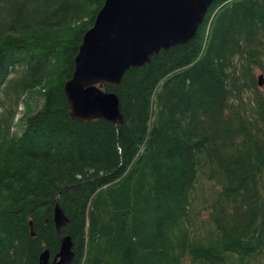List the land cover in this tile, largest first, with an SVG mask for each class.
Segmentation results:
<instances>
[{
	"label": "trees",
	"instance_id": "trees-1",
	"mask_svg": "<svg viewBox=\"0 0 264 264\" xmlns=\"http://www.w3.org/2000/svg\"><path fill=\"white\" fill-rule=\"evenodd\" d=\"M103 1L0 0V264L52 258L57 205L70 264H264V0L100 84L118 125L62 91Z\"/></svg>",
	"mask_w": 264,
	"mask_h": 264
},
{
	"label": "water",
	"instance_id": "water-1",
	"mask_svg": "<svg viewBox=\"0 0 264 264\" xmlns=\"http://www.w3.org/2000/svg\"><path fill=\"white\" fill-rule=\"evenodd\" d=\"M213 1L104 0L91 27L82 35L71 76L62 87L70 117L120 124L117 97L101 91L99 85H117L129 68L148 64L159 51L191 40ZM263 85L259 75L257 86ZM52 224L58 249L51 259L48 250L43 249L37 264H70L72 241L61 232L67 218L56 206ZM28 225L29 235L33 236L31 223Z\"/></svg>",
	"mask_w": 264,
	"mask_h": 264
},
{
	"label": "rangeland",
	"instance_id": "rangeland-1",
	"mask_svg": "<svg viewBox=\"0 0 264 264\" xmlns=\"http://www.w3.org/2000/svg\"><path fill=\"white\" fill-rule=\"evenodd\" d=\"M21 111H22V110H21V107L19 106V108H18V114H19V115H20ZM17 116H18V115H17ZM17 116H16V117H17ZM56 237H57V236H56Z\"/></svg>",
	"mask_w": 264,
	"mask_h": 264
},
{
	"label": "bare ground",
	"instance_id": "bare-ground-1",
	"mask_svg": "<svg viewBox=\"0 0 264 264\" xmlns=\"http://www.w3.org/2000/svg\"><path fill=\"white\" fill-rule=\"evenodd\" d=\"M56 207H58L60 209V207L57 205ZM55 208V207H54ZM61 210V209H60ZM62 211V210H61ZM64 235V234H63Z\"/></svg>",
	"mask_w": 264,
	"mask_h": 264
}]
</instances>
